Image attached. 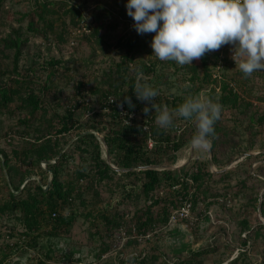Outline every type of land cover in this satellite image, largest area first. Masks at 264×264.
Returning a JSON list of instances; mask_svg holds the SVG:
<instances>
[{"label": "rangeland", "instance_id": "374dc122", "mask_svg": "<svg viewBox=\"0 0 264 264\" xmlns=\"http://www.w3.org/2000/svg\"><path fill=\"white\" fill-rule=\"evenodd\" d=\"M36 1L0 0V49L2 38L8 34L19 35L22 45L16 69L37 83L46 84V116L57 122V116L73 109V127L60 138L63 149L72 153L75 162L79 161V153L78 150L73 153L71 145L77 132L92 131L102 139L104 132L112 128L111 109L90 87L108 90L109 83L115 79L116 87L110 88L109 103H114L117 94L127 90L125 72L121 78L114 71L125 52V48L115 45L122 35H137L140 42H145V47H140L129 64L130 68L137 64L136 71L128 75L142 72L139 64L153 62L156 77L142 72L147 77L146 83L183 101L192 95L207 96L219 103L221 114L214 124V143L209 151L191 147V138L197 131L194 121L174 117L173 124L165 128L175 138L182 137L186 142L179 149H169L162 155L157 168L175 170L178 174L184 167L194 169L200 164L208 172L197 190L193 208L186 199L180 200L178 207L169 205L170 216L165 223L159 221L146 234H138L134 220L143 203L137 201L136 204L132 195L125 197L122 193L125 180L116 175L111 181L95 183L96 190L87 189L88 180H78L79 188L86 190L83 196L87 201L82 205L75 198L60 210L65 216L74 215L68 229L49 234L50 221L45 216L38 228L23 235L21 232L26 227L17 217L12 214L0 217V256L6 253V264H38V260L47 264H264V69L245 77L238 68L243 59L239 54L236 68L228 67L224 73L233 84L230 88L239 96L238 105L221 103L218 101L221 90H216L214 82L201 83V73L190 77L186 65L156 58L145 36L147 33L138 34L131 27L133 20L126 13L125 0H64L81 8L82 19L74 25L68 16L61 18L63 11L56 6L52 16L53 32L43 31L44 26L34 12ZM104 10L108 13L102 17L105 24L97 39L90 34L89 26L93 27L92 16L105 13ZM58 33L63 34L64 41L58 40ZM226 46L233 50L232 45ZM51 59L55 63H47ZM13 75V50L3 49L0 51V83L8 82ZM114 90L117 93L112 92ZM119 108L123 123L145 121L150 115L155 122V110L148 114L140 107L128 111L121 103ZM17 129V116L1 112V150L9 152L21 140ZM8 133L13 135L9 140ZM147 142L151 148L152 140ZM101 146L102 156L112 163V154L107 152L103 141ZM68 163L72 170L74 162ZM41 166L45 167L43 162ZM0 173L4 175L0 174L3 182L4 170ZM33 174L44 181L38 170ZM47 177L50 178L49 173ZM169 191L170 188L165 187L160 193ZM152 208L156 211L157 205ZM102 210L109 215L122 212L128 215L124 223L110 229L99 215ZM33 238L35 242L29 244ZM13 242H18V246H5Z\"/></svg>", "mask_w": 264, "mask_h": 264}, {"label": "trees", "instance_id": "16d2710c", "mask_svg": "<svg viewBox=\"0 0 264 264\" xmlns=\"http://www.w3.org/2000/svg\"><path fill=\"white\" fill-rule=\"evenodd\" d=\"M56 6L63 11L61 18L68 16L72 24H78L82 19L83 11L78 5L67 4L64 0H37L34 12L38 21L44 26L43 31L47 29L48 32H53L52 16L56 13L54 9ZM104 12L92 16L93 27L89 26L90 34L96 36L97 39L100 38L99 32L105 24L102 17L108 13L107 10ZM30 22L33 24L32 21ZM131 27L133 28V25ZM145 36L151 41L153 33H147ZM57 38L59 41H64L62 33H58ZM1 42L0 51L7 48L13 50L14 75L8 78V82L0 83V113L5 111L17 116V133L21 140L19 139L20 141L14 144L9 152L0 149V171L4 170L5 173L3 182L0 180V217L4 214L14 215L26 227L21 234L29 235V231L38 228L40 221L48 216L47 221H50L51 229L48 233L57 234L60 229H68L74 219V215L65 216L60 213V210L71 204L75 198H78L82 205L86 204L87 199L83 196L86 190L79 188L78 180H88L86 187L93 190L95 183L103 180L111 181L116 175L125 180L122 190L125 197L129 198L132 195L136 204H138L137 201L143 203L136 212L134 220V228L138 234H146L147 230L159 221L165 223L170 216L169 205L178 207L177 203L186 199L185 201H189V206L194 207L197 190L201 188L204 176L208 173L204 170V166L197 164L194 169L184 167L178 174L175 170H159L156 166L160 163L162 155L166 154L169 149L172 151L179 149L186 140L182 137L175 138L170 131L158 126L153 120V115L145 121H132L129 124L123 123L122 116H120L119 103L128 111L139 107L143 109L147 103L137 99L135 95L133 87L136 76L128 75L135 72L137 68V64L131 68L129 66L134 60L135 53L140 47H145V42H140L137 35H122L115 44L125 48L122 59L116 64L114 71L119 76L125 72L128 77L127 90L118 93L113 100L114 103H109L110 88L116 87L115 79L109 83L108 90L99 88V86L90 87L93 93H99L100 97L106 100L111 109L112 128L104 132L102 139H99L92 131L77 132L71 145L73 153L78 150L79 161L77 162L71 157V152L67 153L63 149L60 138V135L73 127V109H67L61 116L52 114L51 116H57V122H53V118H48L46 116L48 110L44 106L46 84L37 83L34 78L29 75L24 76L16 69L22 45L19 35L8 34L1 39ZM218 53L219 49L209 51L199 59L193 60L192 65L185 64L191 74L190 77L201 73L199 76L201 83L207 80L212 81L210 65L214 63ZM47 63L55 62L51 59ZM138 68L149 77H156L153 62L141 63ZM228 81L225 79L221 82V95L218 101L237 106L239 96L234 89L230 88ZM79 85L81 86V83ZM155 88L158 89V87ZM112 92L117 93L115 90ZM158 93L153 101L158 107L170 105L174 109L184 102L182 98L164 94L159 89ZM125 96L130 98L131 106L125 101ZM149 108L151 111L150 105ZM114 119L118 121V124ZM90 127L96 126L91 125ZM213 136L214 134L210 137L212 143H214ZM148 139L152 140L151 148L147 146ZM102 141L107 152L112 154V163L102 156ZM69 161L74 162L72 170H69ZM42 162L45 167L41 166ZM34 170H38L40 176L44 177V181L34 177ZM48 173L50 178L47 177ZM177 185L179 188H176ZM165 187L170 188V191L165 194L160 193ZM192 187L193 191L190 190ZM96 192L93 193L97 194ZM154 205H157L156 211L152 208ZM99 215L111 229L124 223L123 220L128 214L122 212L109 215L107 211L102 210ZM34 242L33 238L29 244ZM13 245L17 247L18 242L5 244L9 248ZM48 250L50 251L49 248ZM5 257L6 253L0 256V264H6ZM46 257L51 256L46 255ZM38 264L47 263L44 260H38Z\"/></svg>", "mask_w": 264, "mask_h": 264}, {"label": "clouds", "instance_id": "9594fccd", "mask_svg": "<svg viewBox=\"0 0 264 264\" xmlns=\"http://www.w3.org/2000/svg\"><path fill=\"white\" fill-rule=\"evenodd\" d=\"M125 10L138 34L153 33L150 46L159 60L192 65L206 52L230 44L233 54L243 55L238 68L245 77L264 69V0H125ZM146 79L138 72L133 87L137 99L147 102L143 111L155 110V122L162 128L171 126L174 117L194 121L197 131L190 145L209 151L219 103L197 94L174 109L161 108L153 103L158 89ZM125 101L131 106L129 97Z\"/></svg>", "mask_w": 264, "mask_h": 264}, {"label": "built area", "instance_id": "2783aa9c", "mask_svg": "<svg viewBox=\"0 0 264 264\" xmlns=\"http://www.w3.org/2000/svg\"><path fill=\"white\" fill-rule=\"evenodd\" d=\"M237 61L238 55L235 52L233 54V50L229 49L226 44L219 48L218 57L210 65V77L215 84L216 90H221V82L226 79L224 76L225 71L228 67L235 68ZM228 83L233 86L231 82L228 81ZM262 101L264 102V94H262ZM11 135L10 133L7 134V140L10 139Z\"/></svg>", "mask_w": 264, "mask_h": 264}]
</instances>
